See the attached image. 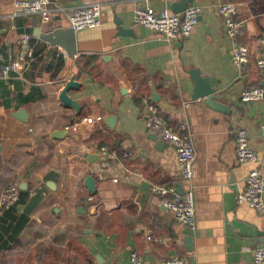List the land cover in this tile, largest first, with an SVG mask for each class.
I'll list each match as a JSON object with an SVG mask.
<instances>
[{"label":"crops","instance_id":"crops-1","mask_svg":"<svg viewBox=\"0 0 264 264\" xmlns=\"http://www.w3.org/2000/svg\"><path fill=\"white\" fill-rule=\"evenodd\" d=\"M17 1L0 0V59L22 64L9 79L0 77V195L13 183L20 190L0 222V264H131L133 252L144 264L174 257H187L188 264H251L252 250L264 246L255 244L264 240V214L237 202L252 166L238 161L236 132L247 130L264 173V100H241L246 89L264 88L256 64L264 0H228L245 21L237 38L227 36L218 11L227 0H194L202 8L198 25L189 37L172 40L139 25L135 11H172L179 0H52L49 19L24 14ZM94 4L102 8V25L76 31L70 11ZM70 28L74 57L36 36L38 29ZM239 44L250 48L242 67L232 62ZM31 49L38 52L32 61ZM195 70L211 78L229 113L192 99ZM71 79L81 84L69 90L80 113L60 101ZM148 103L175 128L186 123L197 150L190 244L188 228L156 192L184 194L190 185L176 150L149 131ZM102 147L118 157L106 168ZM143 181L152 191L141 206Z\"/></svg>","mask_w":264,"mask_h":264},{"label":"built area","instance_id":"built-area-1","mask_svg":"<svg viewBox=\"0 0 264 264\" xmlns=\"http://www.w3.org/2000/svg\"><path fill=\"white\" fill-rule=\"evenodd\" d=\"M52 0H20L16 6L22 9L26 15H41L43 19L51 16ZM219 14L224 18L227 36L237 38L244 28L245 21L238 18V5L234 1H225L219 5ZM202 8L197 5L188 7L181 14L173 13L169 8L156 10L153 7L140 6L135 11V20L148 31L155 32L167 40L187 38L193 29L198 25ZM71 26L76 31L85 29H95L102 25V8L99 4L79 6L73 8L68 16ZM26 42L31 40V36L25 37ZM261 53L256 64L261 71H264V38L260 40ZM34 49L30 50L32 56ZM31 61L33 56L30 57ZM250 61V48L245 44L237 45L232 53V62L242 67ZM20 60L10 65L2 63L0 59V77L9 79L12 72L21 69ZM241 100L245 103L264 100V88L252 87L246 89L241 94ZM147 124L149 131L155 134L162 142L171 145L178 155L181 163L182 179L189 183V190L184 194H177L172 189L165 187L156 188V192L164 195V206L169 209L174 219L182 226L191 231L196 230V206L192 180L194 174V164L197 158V150L193 144L192 136L189 135V127L181 122L179 127L170 125L162 115L159 107L154 103L147 105ZM101 120L102 118L99 117ZM88 119H85V122ZM236 153L241 164H250L252 167L246 180V187L239 193L237 202L247 203L259 213L264 214V173L259 163L256 151L250 146L249 134L246 129H238L236 132ZM100 165L102 168L109 167L118 157L117 154L107 147H102L99 151ZM172 192V193H171ZM93 198H89L92 200ZM20 200V190L17 183L10 185L0 195V222L5 212L13 207ZM131 264H144L141 256L133 252L130 258ZM187 257H174L162 261L160 264H188ZM251 264H264V246H256L252 250Z\"/></svg>","mask_w":264,"mask_h":264},{"label":"water","instance_id":"water-1","mask_svg":"<svg viewBox=\"0 0 264 264\" xmlns=\"http://www.w3.org/2000/svg\"><path fill=\"white\" fill-rule=\"evenodd\" d=\"M194 0H179L175 2L172 6V12L176 14H181L185 12V10L193 5ZM36 36L40 37L43 41L47 42L52 47L60 46L64 48L70 57H74L77 54V45H76V34L74 29L70 28L68 30L63 29H53L47 33H41L40 30H36ZM192 81L194 83V91L192 95L193 100H201L209 105L213 109L221 110L223 112L229 113L230 106L226 105L222 102H219L220 95L217 94L216 89L211 84V78L202 76L198 70L192 71ZM81 84L76 82L74 79H71L63 88L60 101L62 104L69 108L73 107L77 113L81 112V107L78 101L72 99L69 96V90L80 87ZM86 184L88 189L95 193V181L92 177H88L86 180ZM141 195L139 197L140 205H144L147 197L150 195L152 191L151 184L147 181H143L141 183ZM189 235L188 243L192 241V232L188 228L187 232ZM256 245L264 244L263 239H258L255 241Z\"/></svg>","mask_w":264,"mask_h":264},{"label":"trees","instance_id":"trees-1","mask_svg":"<svg viewBox=\"0 0 264 264\" xmlns=\"http://www.w3.org/2000/svg\"><path fill=\"white\" fill-rule=\"evenodd\" d=\"M35 48H36V47H35ZM37 53H38V52H37V49H35L34 57H33L34 59L37 57Z\"/></svg>","mask_w":264,"mask_h":264}]
</instances>
